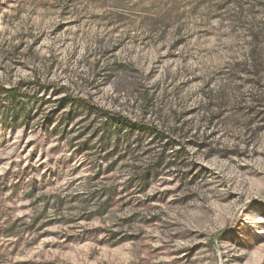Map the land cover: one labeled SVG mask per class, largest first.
I'll return each instance as SVG.
<instances>
[{"label": "rangeland", "instance_id": "374dc122", "mask_svg": "<svg viewBox=\"0 0 264 264\" xmlns=\"http://www.w3.org/2000/svg\"><path fill=\"white\" fill-rule=\"evenodd\" d=\"M0 116V264H264V0H0Z\"/></svg>", "mask_w": 264, "mask_h": 264}, {"label": "trees", "instance_id": "16d2710c", "mask_svg": "<svg viewBox=\"0 0 264 264\" xmlns=\"http://www.w3.org/2000/svg\"><path fill=\"white\" fill-rule=\"evenodd\" d=\"M5 100L8 103L9 111L8 113H5V117L9 121H19L25 111V108L21 106L20 99L22 96L18 93V91L15 88L6 90L4 93ZM73 103H77L74 102ZM1 117V116H0ZM105 127L107 129L113 128V132L115 133H123L126 136L134 135L135 133H156L155 130L148 129L144 126H141L136 123H131L127 121L126 119H114L111 117H108L105 122Z\"/></svg>", "mask_w": 264, "mask_h": 264}]
</instances>
